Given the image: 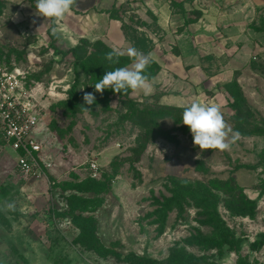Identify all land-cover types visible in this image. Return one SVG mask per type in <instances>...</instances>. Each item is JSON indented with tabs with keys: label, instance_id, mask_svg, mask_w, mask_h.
Listing matches in <instances>:
<instances>
[{
	"label": "rangeland",
	"instance_id": "obj_1",
	"mask_svg": "<svg viewBox=\"0 0 264 264\" xmlns=\"http://www.w3.org/2000/svg\"><path fill=\"white\" fill-rule=\"evenodd\" d=\"M0 2V64L20 68L45 95L40 176L24 180L0 137V264H264V0L231 5L239 10L233 53L240 55L203 59L206 78L164 76L163 88L132 92V104L95 96L92 105L83 100L94 94L90 77L72 56H56L50 47L52 36L62 52L75 47L86 19L71 22L70 31L67 18L52 29L53 20L38 15L32 1ZM150 29L159 34L155 24ZM226 65L236 70L227 81H208ZM73 86L70 108L63 103ZM193 100L220 105L239 133L229 150L195 146L180 113L158 122L173 142L163 135L149 141L152 128L146 135L135 124L132 105L182 109ZM92 164L99 167L95 177ZM200 196L214 201L227 241L204 224ZM240 205L247 215H238Z\"/></svg>",
	"mask_w": 264,
	"mask_h": 264
},
{
	"label": "crops",
	"instance_id": "obj_2",
	"mask_svg": "<svg viewBox=\"0 0 264 264\" xmlns=\"http://www.w3.org/2000/svg\"><path fill=\"white\" fill-rule=\"evenodd\" d=\"M234 3L236 0H76L71 12L60 21L67 18V23L63 24L66 28L67 24L84 18L81 39L94 37L110 49L117 48L126 53L132 45L122 30L123 20L113 19L110 12L128 6L130 12L126 11L124 16L120 13L125 22L134 13L149 26L145 31L154 44L151 59L160 66V72L151 81L154 90L162 86L164 76L181 81L187 77L206 78L200 63L203 59L219 60L240 55L233 53L238 38L233 32L239 29L235 17L239 10L231 6ZM195 12L201 13V17L187 24ZM152 24L156 25L159 34L150 31ZM70 28L71 25L69 31ZM221 31L228 33L221 35ZM123 56L128 57L127 54ZM233 70L226 65L219 73L207 77L208 81H227L231 71L236 72Z\"/></svg>",
	"mask_w": 264,
	"mask_h": 264
},
{
	"label": "clouds",
	"instance_id": "obj_3",
	"mask_svg": "<svg viewBox=\"0 0 264 264\" xmlns=\"http://www.w3.org/2000/svg\"><path fill=\"white\" fill-rule=\"evenodd\" d=\"M76 0H36L35 10L40 16L53 21L62 20L67 16ZM127 54L132 61L131 67H117L107 71L94 85L95 91L103 93L105 89H112L115 93L127 94L129 91L149 95L153 86L147 74L151 63V54L145 55L134 47H129L125 52L117 48L105 54V59L113 64H118L120 57ZM95 95L86 92L83 100L87 105L95 103ZM85 111L89 108L84 107ZM182 123L187 126L193 137V144L201 150L215 149L229 150L239 133L224 119L220 105L193 100L183 108ZM9 209L14 210V205L9 204Z\"/></svg>",
	"mask_w": 264,
	"mask_h": 264
},
{
	"label": "trees",
	"instance_id": "obj_4",
	"mask_svg": "<svg viewBox=\"0 0 264 264\" xmlns=\"http://www.w3.org/2000/svg\"><path fill=\"white\" fill-rule=\"evenodd\" d=\"M30 1H32L33 4H36L35 0H30ZM2 9H3V3L0 2V16H2ZM126 11H128L127 8L122 7L120 10H113L110 13L113 19L116 17L118 19L123 20L122 30L124 32L125 38L128 41V43H130L132 47L136 48L137 50L144 53L145 55L149 54L154 48V44L152 40L142 38V34H140L138 30L136 29V27L134 26V21L132 20L133 19L132 17L129 19L133 27L127 25L128 21L125 22L123 17L120 16V13H126ZM200 17H201V13L195 12L194 16L188 19L186 22L187 24H189L193 22L195 19H199ZM52 22L53 23L51 25V28L54 29L56 28V22L55 21H52ZM140 24L144 27L149 28L148 24L143 21L142 22L140 21ZM53 42H55V37L52 36L50 47L51 49L54 50V55L72 56V58H74L75 60L74 62L75 68L80 69L82 72H84L90 77V81L93 84V88H94L95 83H97L107 71L114 70L117 67H128L130 64H132V61L129 59V57H125V56L120 57V61L118 64H113L107 61L105 59V54L111 51L112 49L107 47L101 41H96L95 43L92 44L88 42V40L86 39H81V41L75 47L69 49L66 52H62L61 50H58L54 46ZM159 72H160V66L157 64V62L151 59V63L149 64L147 68V74L149 75L150 81H152L158 75ZM131 93L132 91H129L127 94L115 93L112 89L109 88V89H105L103 93L101 94V93L96 92L94 88V95L96 96V98H99V100L97 99L98 102H101L103 100H107L109 102L110 97L118 96L120 99L123 98L124 103L132 104L131 102L132 100H130L129 98ZM75 96H76L75 86H73L71 90L69 91L68 101L63 104L70 106V108H74V103L76 100ZM242 102H244V100H242ZM135 106L137 105H132V110H134V113L137 115L136 119L138 120L135 122V124L142 127L144 131L146 132V135L148 132H150L152 128V133L150 135V138L148 139L149 141L154 140L155 138H157L158 135L166 136L167 140L170 142H173L176 139L174 136L163 132L158 122L160 120H164L170 117L175 118V116H178V113H180L182 116L183 108L179 109L175 107L162 106L161 109L160 108L158 110L153 109L154 111H151L150 108H143L142 110H136ZM245 109L247 108L245 107ZM178 121L179 120H177V122ZM199 199L200 200L198 201L200 203L199 202L197 203L199 205L198 208L201 210L200 213H202L204 217V224L206 226L213 225L215 229L220 232L222 222L220 221L219 216L216 213V205H214V201L212 200V198L210 197L208 198L205 196H200ZM172 204H170V206ZM179 206L180 205H178L177 207ZM180 207H181L182 212H185L183 205H181ZM242 207L243 205H240L241 212H239L238 215H241V216L247 215L248 212H244V210H242L243 209ZM166 214L167 213H165V215ZM164 220H166V218H164ZM164 220H162V222L165 223ZM162 225L165 226V224H162ZM223 228L224 226L222 227V230ZM227 237L228 236L226 235V232H224L223 230V233L220 232V234L214 238H217V239L219 238V240L227 241L228 240ZM180 264H192V263L189 260L188 261L186 260V261H181Z\"/></svg>",
	"mask_w": 264,
	"mask_h": 264
},
{
	"label": "built area",
	"instance_id": "obj_5",
	"mask_svg": "<svg viewBox=\"0 0 264 264\" xmlns=\"http://www.w3.org/2000/svg\"><path fill=\"white\" fill-rule=\"evenodd\" d=\"M43 93V87L30 84L20 68L0 64V137L16 156L24 180L42 172ZM91 170L95 177L99 167L92 164Z\"/></svg>",
	"mask_w": 264,
	"mask_h": 264
}]
</instances>
